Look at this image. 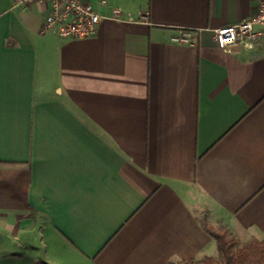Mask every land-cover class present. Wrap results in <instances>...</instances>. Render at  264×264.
I'll return each mask as SVG.
<instances>
[{"label": "crops", "instance_id": "obj_1", "mask_svg": "<svg viewBox=\"0 0 264 264\" xmlns=\"http://www.w3.org/2000/svg\"><path fill=\"white\" fill-rule=\"evenodd\" d=\"M107 2L122 21L67 40L0 0V264L217 259L207 225L263 241L264 36L215 39L260 0Z\"/></svg>", "mask_w": 264, "mask_h": 264}, {"label": "built area", "instance_id": "obj_2", "mask_svg": "<svg viewBox=\"0 0 264 264\" xmlns=\"http://www.w3.org/2000/svg\"><path fill=\"white\" fill-rule=\"evenodd\" d=\"M20 6L34 3H44L48 6V13L41 28L46 34L57 29L59 35L67 40L90 39L97 35L99 26L104 19L122 21L119 8H112L111 14L101 12L102 6H107V0L94 4L88 0H16ZM148 17L145 16V19ZM257 26H263L257 30ZM200 30H182L172 38L177 44H195ZM264 36V0H260L258 13L235 25H228L215 30V39L221 49H229L235 45H242L247 49H254L257 41Z\"/></svg>", "mask_w": 264, "mask_h": 264}, {"label": "trees", "instance_id": "obj_3", "mask_svg": "<svg viewBox=\"0 0 264 264\" xmlns=\"http://www.w3.org/2000/svg\"><path fill=\"white\" fill-rule=\"evenodd\" d=\"M216 237L222 261L207 257L201 261H188L179 264H264V240H252L239 245V241L230 237L226 231L216 230L207 225Z\"/></svg>", "mask_w": 264, "mask_h": 264}, {"label": "rangeland", "instance_id": "obj_4", "mask_svg": "<svg viewBox=\"0 0 264 264\" xmlns=\"http://www.w3.org/2000/svg\"><path fill=\"white\" fill-rule=\"evenodd\" d=\"M217 257V259L219 260V261H222V256L219 254L218 256H216Z\"/></svg>", "mask_w": 264, "mask_h": 264}]
</instances>
